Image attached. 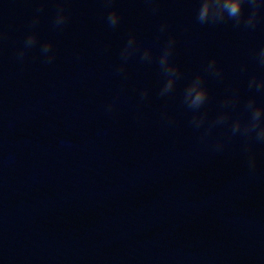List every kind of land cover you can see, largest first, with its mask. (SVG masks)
Masks as SVG:
<instances>
[{"label": "water", "instance_id": "obj_1", "mask_svg": "<svg viewBox=\"0 0 264 264\" xmlns=\"http://www.w3.org/2000/svg\"><path fill=\"white\" fill-rule=\"evenodd\" d=\"M61 4L68 20L58 28ZM197 7V0H0V264H264V145L250 142L252 171L243 138L217 127L201 142L181 103L184 86L215 58L224 79L205 74L209 119L232 88L237 111L251 95L264 104L247 88L251 75L264 76L255 59L264 18L254 30L202 25ZM112 9L116 28L105 19ZM30 31L37 44L20 61ZM129 34L154 60L133 56L125 79L116 67ZM170 35L182 77L160 97L155 57ZM44 42L53 46L52 63L41 55ZM217 139L222 153L212 150Z\"/></svg>", "mask_w": 264, "mask_h": 264}, {"label": "clouds", "instance_id": "obj_2", "mask_svg": "<svg viewBox=\"0 0 264 264\" xmlns=\"http://www.w3.org/2000/svg\"><path fill=\"white\" fill-rule=\"evenodd\" d=\"M111 3V0H106ZM147 3H154V0H146ZM198 7L196 9V21L200 24H223L231 22L233 27L245 29H255L261 18H264V0H197ZM245 5H247V14H245ZM43 6L36 9L39 13ZM153 12L157 9L153 8ZM106 23L111 28H116L120 23V15L112 9L106 16ZM68 20L63 5L57 7L54 17V26L63 27ZM39 23V16H34L31 20V26ZM167 24L162 23L159 31L165 32ZM175 37L169 36L159 55L155 57L159 72L163 78V82L159 88L158 95L160 97L171 96L176 89L177 81L182 77L179 65L172 62V56L175 48ZM37 44V36L35 32L30 31L24 38L23 47L16 52V58L22 61L27 50L35 47ZM51 42H44L40 45L41 55L46 63H52L54 53L52 51ZM139 54L140 62L151 64L154 56L151 48L144 47L141 49L134 34H129L125 44L120 49L121 63L116 67V72L127 78L126 64L130 58ZM256 62L264 67V46H261L255 53ZM246 66H241V71H245ZM205 74L212 78L223 81L224 75L222 69L217 65L215 58L210 59L204 67L203 73H196L192 79L184 86L182 92L181 103L191 112L189 125L200 132V140L207 143V138L213 133V129L217 127L226 128L228 138L241 137L244 141V151L247 153V166L254 171L256 168V158L251 151V141L264 145V104H258L256 96L251 95L243 101L242 107L237 111L241 104V98L238 89L232 88L219 101V111L214 118L209 119L205 106L209 101V93L205 84ZM247 88L254 93L264 95V76L257 77L251 75L247 81ZM149 95L148 89L139 91L140 100H145ZM116 107V101L113 100L106 105V111L112 112ZM233 113H236L235 115ZM162 119L168 123L173 122V118L167 113L162 114ZM212 150L222 153L225 143L222 139H217L212 145Z\"/></svg>", "mask_w": 264, "mask_h": 264}]
</instances>
